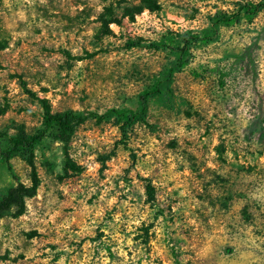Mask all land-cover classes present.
<instances>
[{
	"label": "rangeland",
	"instance_id": "1",
	"mask_svg": "<svg viewBox=\"0 0 264 264\" xmlns=\"http://www.w3.org/2000/svg\"><path fill=\"white\" fill-rule=\"evenodd\" d=\"M151 1L0 0V264H264V0Z\"/></svg>",
	"mask_w": 264,
	"mask_h": 264
},
{
	"label": "trees",
	"instance_id": "2",
	"mask_svg": "<svg viewBox=\"0 0 264 264\" xmlns=\"http://www.w3.org/2000/svg\"><path fill=\"white\" fill-rule=\"evenodd\" d=\"M146 3H152L150 0H143ZM153 4V3H152ZM261 4L258 2L253 3L251 1L245 2L241 6L237 8V11L241 13V16H238L236 19L234 14H222L220 17H218V22L224 24V25H230L234 22H236L240 17L245 18L246 20H250L253 15L256 13L258 8ZM139 10L133 12L132 14L138 13ZM238 13V15H239ZM112 15V9L111 4H107L104 7V13L100 19L99 24V32L101 34H105V30L107 29V26L109 23L115 21L110 16ZM200 38L197 35L189 37L187 40L183 42L182 46V52L183 49H185V46L190 43L192 40H199ZM43 123L42 128L36 130L33 134L25 135L24 133L18 134L15 138L11 140V147L14 149L17 148H31L34 144H36L40 138L44 135L47 128L51 125L62 129L67 130L72 125L78 124L82 121H84L87 118V115H81V114H75L74 112L70 110H64L62 112H51L48 109V106L46 105L45 100H43ZM113 113H116L118 116H123L126 111V118L131 117L133 114L130 112V110H110ZM99 117H103V115H100ZM120 129L121 126H120ZM28 164L30 166V184L27 186H23L21 184H18L13 189H11L7 194L0 199V214L5 211L13 208L14 210L11 212V215L13 217H16L20 215L23 212L24 208V199L26 197H29L34 194V191L37 187V177L34 171L33 164L31 160L28 161Z\"/></svg>",
	"mask_w": 264,
	"mask_h": 264
}]
</instances>
